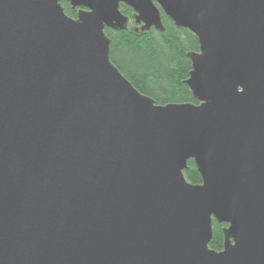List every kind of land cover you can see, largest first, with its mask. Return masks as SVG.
<instances>
[{"label": "water", "instance_id": "obj_1", "mask_svg": "<svg viewBox=\"0 0 264 264\" xmlns=\"http://www.w3.org/2000/svg\"><path fill=\"white\" fill-rule=\"evenodd\" d=\"M120 5L197 37L198 103L110 61ZM0 264H264V0H0Z\"/></svg>", "mask_w": 264, "mask_h": 264}, {"label": "trees", "instance_id": "obj_2", "mask_svg": "<svg viewBox=\"0 0 264 264\" xmlns=\"http://www.w3.org/2000/svg\"><path fill=\"white\" fill-rule=\"evenodd\" d=\"M61 4L67 15L77 17V8H72L66 1ZM119 8L129 21L123 30L104 29L110 41V61L140 93L150 96L157 104L198 103L186 84L191 71L188 54L199 51L197 37L188 29L176 27L163 12L160 17L164 31L153 27L136 30L132 9L125 5ZM187 166L183 172L187 181L194 185L201 183L202 178L193 161L189 160ZM225 226L216 220L212 222L209 247L215 251L223 247L222 228Z\"/></svg>", "mask_w": 264, "mask_h": 264}, {"label": "flooded vegetation", "instance_id": "obj_3", "mask_svg": "<svg viewBox=\"0 0 264 264\" xmlns=\"http://www.w3.org/2000/svg\"><path fill=\"white\" fill-rule=\"evenodd\" d=\"M139 26L137 24L134 25V29L138 30Z\"/></svg>", "mask_w": 264, "mask_h": 264}]
</instances>
